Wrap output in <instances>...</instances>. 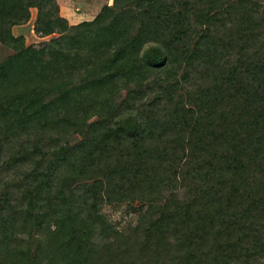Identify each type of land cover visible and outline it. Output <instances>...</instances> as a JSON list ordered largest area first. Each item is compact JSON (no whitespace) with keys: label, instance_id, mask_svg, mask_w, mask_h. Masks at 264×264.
I'll return each instance as SVG.
<instances>
[{"label":"trees","instance_id":"obj_1","mask_svg":"<svg viewBox=\"0 0 264 264\" xmlns=\"http://www.w3.org/2000/svg\"><path fill=\"white\" fill-rule=\"evenodd\" d=\"M0 46V264H264V0H0Z\"/></svg>","mask_w":264,"mask_h":264},{"label":"rangeland","instance_id":"obj_2","mask_svg":"<svg viewBox=\"0 0 264 264\" xmlns=\"http://www.w3.org/2000/svg\"><path fill=\"white\" fill-rule=\"evenodd\" d=\"M110 0H58L62 7V13H70L72 22H80L82 20H91L100 11V8L109 3ZM31 16L28 22L12 27L14 35H22L26 44L38 45L39 43L49 39L41 37L33 30V22L35 19L36 9L32 8ZM12 53V50L6 46H0V59ZM103 213L109 221L116 225L119 229H123L128 225H133L136 215L131 212L125 204H105L102 208Z\"/></svg>","mask_w":264,"mask_h":264},{"label":"crops","instance_id":"obj_3","mask_svg":"<svg viewBox=\"0 0 264 264\" xmlns=\"http://www.w3.org/2000/svg\"><path fill=\"white\" fill-rule=\"evenodd\" d=\"M59 6H60V13L64 16V17H66L67 18V20L69 21V23L70 24H76V23H79V22H75V21H73L72 22V20H71V17H74L73 15H71L70 13H62V7H61V5L59 4ZM87 20H89V19H87ZM83 21V20H82ZM81 22V21H80Z\"/></svg>","mask_w":264,"mask_h":264}]
</instances>
